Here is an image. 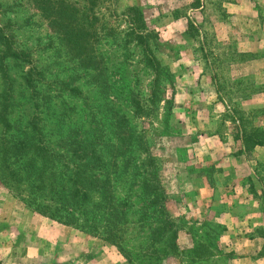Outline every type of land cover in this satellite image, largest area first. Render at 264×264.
Masks as SVG:
<instances>
[{
  "label": "rangeland",
  "instance_id": "obj_1",
  "mask_svg": "<svg viewBox=\"0 0 264 264\" xmlns=\"http://www.w3.org/2000/svg\"><path fill=\"white\" fill-rule=\"evenodd\" d=\"M129 8L160 64L154 103ZM0 35V112L11 99L15 125L36 114L46 130L101 137L108 152L123 137L119 165L134 155L165 199L161 215L143 185L133 189L134 215L112 244L0 184V264H264V147L254 145L264 142V0H0ZM3 42L30 63L2 58ZM131 188L126 173L114 192L124 200Z\"/></svg>",
  "mask_w": 264,
  "mask_h": 264
},
{
  "label": "trees",
  "instance_id": "obj_2",
  "mask_svg": "<svg viewBox=\"0 0 264 264\" xmlns=\"http://www.w3.org/2000/svg\"><path fill=\"white\" fill-rule=\"evenodd\" d=\"M126 18L130 20L129 35L141 47L146 64L156 76L151 91L154 103L158 94L160 64L151 50L149 35L144 34L141 11L129 8ZM2 45L5 46L2 58L30 63L26 53L13 52L10 43L3 42ZM3 76L7 82L8 78ZM24 80L35 92L32 82ZM131 102L136 115L141 114L143 111L138 100L133 98ZM11 107V99H5L0 112V184L33 212L84 234L103 237L112 244L120 241L122 223L134 215L132 197L135 194L132 190L138 185H143L144 191L140 196L146 200L147 207L157 209L161 215L164 213L165 199L160 193L157 174L141 170V164L134 155L124 158L119 165L118 161L129 150V147L122 150V146L127 145L122 141L123 137H119L120 145H110L108 152L101 146V137L89 139L87 132L56 130L55 125L46 130L38 125L36 114L31 116L27 125H15L10 118ZM123 120L125 122L126 119ZM257 142L254 145L264 147V142ZM153 164L147 160V166ZM126 173H129L132 188L129 197L121 200L114 192V185ZM148 213L147 210L141 212L138 220L144 222ZM169 228V221L164 219L151 234L156 239H163ZM175 237L173 233L172 248L175 247ZM159 251L167 252L165 248Z\"/></svg>",
  "mask_w": 264,
  "mask_h": 264
},
{
  "label": "crops",
  "instance_id": "obj_3",
  "mask_svg": "<svg viewBox=\"0 0 264 264\" xmlns=\"http://www.w3.org/2000/svg\"><path fill=\"white\" fill-rule=\"evenodd\" d=\"M242 259H244V260H245L246 258H242ZM242 259H240V260H242ZM249 259H251V258H249Z\"/></svg>",
  "mask_w": 264,
  "mask_h": 264
}]
</instances>
